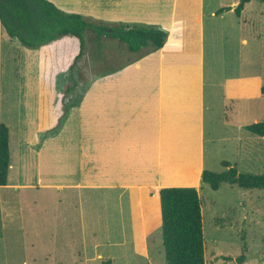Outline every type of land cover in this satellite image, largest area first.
Wrapping results in <instances>:
<instances>
[{"label": "crops", "instance_id": "0c3cea01", "mask_svg": "<svg viewBox=\"0 0 264 264\" xmlns=\"http://www.w3.org/2000/svg\"><path fill=\"white\" fill-rule=\"evenodd\" d=\"M49 1L94 21L156 25L168 38L160 49L90 79L60 131L42 140L40 66L49 43L28 48L0 22V128L8 129L10 149L0 194L21 188L92 190L103 197L114 194L124 212L125 202L144 208L143 195L149 208L151 199L160 201L162 188L200 192L206 169L207 21L234 13L237 1L221 14V4L212 0ZM78 52L79 46L69 59L76 78L83 56L76 59ZM147 221L152 218L143 219L144 230Z\"/></svg>", "mask_w": 264, "mask_h": 264}, {"label": "rangeland", "instance_id": "374dc122", "mask_svg": "<svg viewBox=\"0 0 264 264\" xmlns=\"http://www.w3.org/2000/svg\"><path fill=\"white\" fill-rule=\"evenodd\" d=\"M233 1L211 2L230 7ZM243 16L234 12L207 21L206 169L223 172L222 161H229L239 172L262 175L264 137L246 126L264 120V2L251 0ZM76 50L78 40L71 36L43 50L42 130L38 133L42 140L54 135L52 129L59 121L62 126L90 79L132 57L123 45L119 48L117 40L90 32L78 60L77 81L70 72L74 61H69ZM3 191L0 264H103L108 260L112 264H167L159 199H151L148 208L143 195L144 208L131 209L125 202L122 212L114 194L103 197L92 190ZM199 193L205 263L264 264V189L222 184L212 190L202 183ZM151 218L148 229L141 228L143 219ZM243 253L244 261L237 262Z\"/></svg>", "mask_w": 264, "mask_h": 264}, {"label": "trees", "instance_id": "16d2710c", "mask_svg": "<svg viewBox=\"0 0 264 264\" xmlns=\"http://www.w3.org/2000/svg\"><path fill=\"white\" fill-rule=\"evenodd\" d=\"M251 0H240L234 11L241 16L245 5ZM264 2V0H262ZM231 7L217 10L221 14ZM0 22L6 33L20 41L28 48L36 49L64 37H74L78 40L79 59L86 45V35L90 32L96 36H106L117 40L132 57L122 63L124 67L145 55L164 46L168 31L152 24L140 23H104L94 21L81 14L67 13L49 0H0ZM75 62L72 73L75 71ZM77 80V78H75ZM78 81V80H77ZM77 84V83H76ZM71 88V87H70ZM68 88V91L69 89ZM264 94V86L261 87ZM80 98L71 106L78 105ZM68 113V112H67ZM62 119V118H61ZM60 119V120H61ZM60 121L54 134L60 129ZM246 129L251 133L264 137V120L249 124ZM226 168L223 172L205 169L202 183L218 190L222 184L236 185L242 189H264V174L254 175L239 172L228 161H222ZM10 166V149L8 129L0 128V184L6 185ZM162 218V235L165 246L167 264H206L204 228L202 218V200L197 188L166 187L159 191ZM244 253L237 262L242 263ZM103 264H112L111 260Z\"/></svg>", "mask_w": 264, "mask_h": 264}]
</instances>
